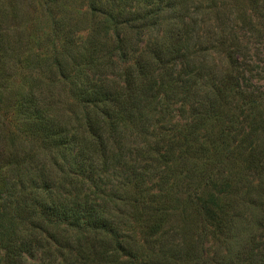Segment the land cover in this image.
Returning <instances> with one entry per match:
<instances>
[{"label": "trees", "instance_id": "trees-1", "mask_svg": "<svg viewBox=\"0 0 264 264\" xmlns=\"http://www.w3.org/2000/svg\"><path fill=\"white\" fill-rule=\"evenodd\" d=\"M10 1L0 264H264V0Z\"/></svg>", "mask_w": 264, "mask_h": 264}, {"label": "rangeland", "instance_id": "rangeland-1", "mask_svg": "<svg viewBox=\"0 0 264 264\" xmlns=\"http://www.w3.org/2000/svg\"><path fill=\"white\" fill-rule=\"evenodd\" d=\"M3 2H6L7 4H5V7L7 8V11H8V14H7V19H6V23L5 25H14L15 23H17V17H15L14 15H12L10 13L11 11V5L14 1H10V0H0ZM22 8L20 10V14H21V17H26L27 16V13L28 12H31L33 11V8H31L26 0H22ZM242 4H244V0L242 1ZM40 10V8L38 9ZM39 12V11H38ZM20 15L18 17V19L21 18ZM46 22L43 21L41 23V25H45ZM240 34V36H243L245 37V40L248 41L247 39H249L250 41H248V45L250 47V50L251 52H249V58H250V70H249V75L253 77V79L255 80L256 84L259 85L260 87H262L264 89V40H260L263 44L259 43V41L255 40L254 37H253V34L250 32L249 29H243V30H239L238 32ZM61 98V97H59ZM60 108L58 109H61V110H65L66 107H64L63 105L62 106H59ZM178 119L175 118L173 120V123H176ZM133 141H130V142H133L135 143V138H132ZM129 141V140H128ZM130 145V143H129ZM141 146L140 148H135V151L133 152V156L132 158H130V161L131 162H135V159H137L139 156H140V153H142V150H141ZM115 176V177H114ZM112 177H108L110 180V185L111 184H117V181H119V179L121 178H117L118 176L114 175ZM116 210V209H115ZM247 228V227H246ZM254 228V226H253ZM245 231L243 232V235H244ZM187 234V232L185 233V235ZM140 237V235H138ZM190 237V236H189ZM209 242H208V246H207V252L208 253H212L214 252L215 250H218V252H224V249L226 248V244H222L221 246L218 244V242H216L214 240V244L212 242V239L209 238L208 239ZM237 246V244H235V247ZM221 248H224V249H220Z\"/></svg>", "mask_w": 264, "mask_h": 264}]
</instances>
